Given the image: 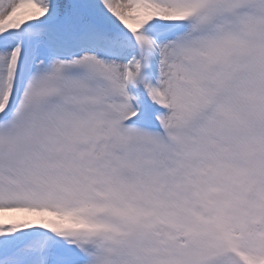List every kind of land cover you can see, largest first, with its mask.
<instances>
[{
  "label": "snow or ice",
  "instance_id": "6c2138e0",
  "mask_svg": "<svg viewBox=\"0 0 264 264\" xmlns=\"http://www.w3.org/2000/svg\"><path fill=\"white\" fill-rule=\"evenodd\" d=\"M0 264H264V0H0Z\"/></svg>",
  "mask_w": 264,
  "mask_h": 264
},
{
  "label": "rangeland",
  "instance_id": "374dc122",
  "mask_svg": "<svg viewBox=\"0 0 264 264\" xmlns=\"http://www.w3.org/2000/svg\"><path fill=\"white\" fill-rule=\"evenodd\" d=\"M17 218H23L22 214H17Z\"/></svg>",
  "mask_w": 264,
  "mask_h": 264
}]
</instances>
